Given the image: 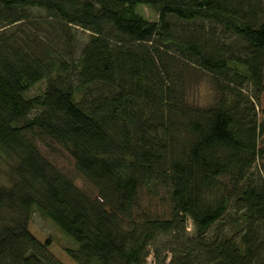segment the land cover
Returning a JSON list of instances; mask_svg holds the SVG:
<instances>
[{
  "label": "trees",
  "instance_id": "obj_1",
  "mask_svg": "<svg viewBox=\"0 0 264 264\" xmlns=\"http://www.w3.org/2000/svg\"><path fill=\"white\" fill-rule=\"evenodd\" d=\"M190 67L213 105L187 101ZM262 91L264 0H0V264H264Z\"/></svg>",
  "mask_w": 264,
  "mask_h": 264
},
{
  "label": "rangeland",
  "instance_id": "obj_2",
  "mask_svg": "<svg viewBox=\"0 0 264 264\" xmlns=\"http://www.w3.org/2000/svg\"><path fill=\"white\" fill-rule=\"evenodd\" d=\"M135 11L150 21L157 20V11L150 6L139 5L135 7ZM221 36L228 37L225 31L218 30ZM80 37H84V34H79ZM185 77L187 82L186 98L189 103L200 107H208L214 104L219 96L214 83L210 75L200 69L190 67L185 70ZM46 87V81L42 80L35 85L31 86L24 92L25 98H31L36 95H40L44 92ZM255 105V115L261 124H264V91L258 95V100L252 99ZM37 146L40 152L52 163H54L60 170L74 179V182L86 190L88 193H93L92 188L75 173L72 159L62 150H51L48 147L42 145L37 141ZM258 147L263 150L264 153V133L259 136ZM257 160L256 162H258ZM261 161V160H260ZM264 161V155L263 159ZM7 167L4 162L0 160V183L6 182L7 179ZM147 189L159 198H167L169 190L162 186H149ZM31 219L34 225L40 229L43 233L51 236L61 246L71 249H77L78 244L68 235L63 233L48 217L42 214L37 208H33L31 212ZM188 231H191V227H187ZM146 264H154L153 255L150 253L146 257Z\"/></svg>",
  "mask_w": 264,
  "mask_h": 264
}]
</instances>
